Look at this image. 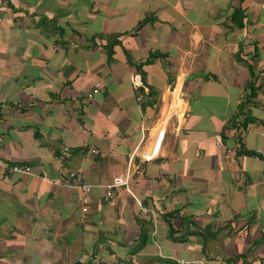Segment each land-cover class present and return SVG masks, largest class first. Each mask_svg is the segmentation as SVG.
I'll use <instances>...</instances> for the list:
<instances>
[{
  "label": "crops",
  "instance_id": "0c3cea01",
  "mask_svg": "<svg viewBox=\"0 0 264 264\" xmlns=\"http://www.w3.org/2000/svg\"><path fill=\"white\" fill-rule=\"evenodd\" d=\"M0 264H264V0H0Z\"/></svg>",
  "mask_w": 264,
  "mask_h": 264
},
{
  "label": "built area",
  "instance_id": "2783aa9c",
  "mask_svg": "<svg viewBox=\"0 0 264 264\" xmlns=\"http://www.w3.org/2000/svg\"><path fill=\"white\" fill-rule=\"evenodd\" d=\"M142 84L139 82V80L135 77L133 80V88L135 90H139V88H142ZM97 89L93 91V93H97ZM140 99V96H138ZM162 137V133H160V139ZM160 144V140H158L157 146L155 147L153 152H157L158 146ZM92 154H97V151L92 149L91 150ZM3 170L5 174L9 175H25V174H30L31 170L28 166L23 165V164H2ZM68 177L76 181L77 183V188L80 190V196L78 198V202L81 206L82 212H86L88 209V204L90 203L91 200V190L92 186L85 184L81 180V176L78 173L70 172L68 174ZM131 178V171L130 168H127L126 172L122 176H117L112 179V181L105 186V199L110 203L114 204L113 201V189L116 188H124L128 193H130V190L128 188L129 185V180Z\"/></svg>",
  "mask_w": 264,
  "mask_h": 264
},
{
  "label": "trees",
  "instance_id": "16d2710c",
  "mask_svg": "<svg viewBox=\"0 0 264 264\" xmlns=\"http://www.w3.org/2000/svg\"><path fill=\"white\" fill-rule=\"evenodd\" d=\"M244 18H245V13L241 9H235L232 13V16H231V20H232L233 25L239 29L244 27V24H243ZM119 38H120V35H116V34L107 35L105 37V41L107 42L105 45V48H106V51L108 54V59L112 58L114 45L118 44ZM152 57H153V53L149 54V56L147 58V62L151 61L153 59ZM154 57H156V55ZM142 65H143L142 63H139V65L136 66L137 69H141ZM251 76L256 77L255 73L253 71L251 72ZM139 89L140 90H139L138 96H140V98H142L143 90H142V88H139ZM248 89L250 90V95L245 96V99L240 103V105L238 107V113L235 116H232V118L228 121L229 123L225 126V128H233V127L235 128L236 127L235 123L237 122V119L239 117L245 116V112H243L244 106L246 105V103H248L249 101L252 100V98L256 92V88H254L250 84L248 85ZM248 121H250V123H251L254 121V119L249 118L248 115H246L243 119V123H241V125H242L241 127L244 128L249 123ZM253 156L258 157L259 155L253 154ZM198 234L200 236H204V237H206V236L210 237L211 236V235H209V233H206V231H198Z\"/></svg>",
  "mask_w": 264,
  "mask_h": 264
}]
</instances>
